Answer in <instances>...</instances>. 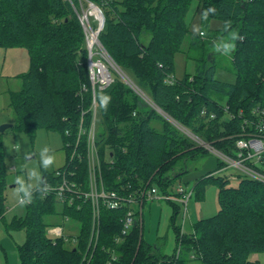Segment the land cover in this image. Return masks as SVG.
<instances>
[{
  "label": "trees",
  "instance_id": "16d2710c",
  "mask_svg": "<svg viewBox=\"0 0 264 264\" xmlns=\"http://www.w3.org/2000/svg\"><path fill=\"white\" fill-rule=\"evenodd\" d=\"M194 1L0 0V48L24 47L30 59L21 90L11 94L17 115L14 127L32 137L39 129L58 131L65 140V131L77 128L83 112L86 123L91 120L89 52L80 16L96 5L105 18L99 39L116 65L172 120L226 151L233 141L222 138L238 130L239 120L233 129L221 122L223 105H230L236 113L244 109L247 114L256 106L264 108V0H197L203 11L216 9L209 18L224 23L231 20L232 29L237 28L242 37L235 42L233 53L236 81L217 80L214 65L206 62L195 74L168 85L167 75L175 74V54L182 51L189 33L186 18ZM146 34L151 36L148 45L143 40ZM100 92L111 96L107 111L98 104L97 144L106 189L129 193L156 185L162 193L171 194L174 182L189 171L187 159L208 151L148 105L117 74L97 95ZM212 112L218 118L208 120ZM177 165L183 171L170 175ZM209 182L219 188L220 210L200 219L183 236L177 226L181 208L168 201L174 208L171 227L178 246L172 255L159 245L161 238L155 242L145 239L139 215L130 234L116 243L125 210H103L98 240L90 246V205L81 210L62 208L59 213L53 195L37 193L25 216L7 222L6 229L27 234V240L16 246L20 264H107L113 251L119 256L113 264H256L252 255L264 253V184L245 179L231 187L223 178L207 176L194 185L199 198ZM7 185V167L0 154L1 219ZM53 215L79 222L77 243L47 236L45 219ZM86 254L92 256L89 261H84Z\"/></svg>",
  "mask_w": 264,
  "mask_h": 264
},
{
  "label": "rangeland",
  "instance_id": "374dc122",
  "mask_svg": "<svg viewBox=\"0 0 264 264\" xmlns=\"http://www.w3.org/2000/svg\"><path fill=\"white\" fill-rule=\"evenodd\" d=\"M198 3L197 0L192 3L186 18L189 33L182 45V51L175 54V76L177 79H180L186 74L193 75L199 65L201 66L208 62L209 65H214V76L217 80L233 84L236 81L233 54L231 56L220 55L214 52L212 47L214 41L226 35L225 31L223 32L222 30L225 23L222 20L209 17L206 21L202 20L201 14L203 10L199 7ZM96 7V5H91L89 9L84 10V13L89 16L91 26L95 30L100 25V19L98 17L99 12ZM195 29H200L205 35L196 34ZM233 30L238 32L237 28ZM150 39V35L146 34L143 36L146 45L149 44ZM214 61L215 63H213ZM29 69L30 59L26 48H0V126L3 124L13 125L4 132H0V154H2L7 167L8 183L5 189L4 217L2 219L0 217V264H20L16 246L17 244H23L27 240L25 230L8 231L6 229L7 222L12 223L15 217L21 218L27 213V207L20 208L17 206L13 194V189L15 187L13 181L15 176L22 174L20 169L24 165H27V167L38 166V153L40 149L46 145L54 150L56 163L47 171L41 169L43 178L64 166L67 157L65 140L60 132L39 129L36 131L34 137H32L29 133L14 127L17 123V115L12 108L11 94L21 90L22 76L26 74ZM114 74L121 77L116 71ZM125 74L131 79L127 73ZM122 79L124 80V78ZM130 88L151 106L140 93L135 91L133 87L130 86ZM154 125L157 128H161L158 123H154ZM187 166L189 172L174 182L172 186L173 191H175L180 184L189 189H193L197 180H201L207 177L209 173L216 171L219 164L217 156L212 152H199L196 158L187 159ZM183 168L184 167H180V165L175 166L170 172V175L173 176L181 173ZM159 190L160 193L163 192L161 187H159ZM178 205L181 211L178 215L177 226L180 228L183 224L184 208L180 203H178ZM219 205V188L217 184L209 182L206 185L203 197L199 198L197 194H195L189 202L188 208L191 220L189 219L186 223V231L190 229L191 223L196 224L201 218L206 219L215 216L219 211ZM173 209V205L168 201L147 200L145 202L141 224L144 229L145 239L150 242H155L157 237L161 238L159 240V245H161L164 252L169 255H172L178 248L177 234L175 229L171 227ZM57 210L61 213L62 207L57 206ZM45 222L48 224L46 230L47 236L52 239L58 237L62 228L64 234L71 238L77 237L80 233L79 222L72 219L64 220L61 216L53 215L46 217ZM180 235L183 236L184 234L180 232ZM251 259L255 261L256 264H264V253L254 254ZM189 264H198V262L192 261Z\"/></svg>",
  "mask_w": 264,
  "mask_h": 264
},
{
  "label": "built area",
  "instance_id": "2783aa9c",
  "mask_svg": "<svg viewBox=\"0 0 264 264\" xmlns=\"http://www.w3.org/2000/svg\"><path fill=\"white\" fill-rule=\"evenodd\" d=\"M99 19L100 25L95 30L91 26L89 16L86 13L80 16L89 52L88 69L93 93V101L88 111L91 112V120L86 123V112H83L77 128L74 131L68 129L70 134H65V148L69 153L66 157V162L64 166L53 173L50 179H46L47 183L52 186V190L47 196H55L58 205L62 208L76 207L81 210L85 205H90L92 216L90 246L93 241L98 240L101 216L104 209L112 211L125 210L122 218V231L115 240L116 243H121L135 227L138 215L142 224V215L147 200L180 203L184 208L183 224L181 226V232L184 234L187 227L186 223L190 219L189 202L195 194L194 189H189L182 184L175 191L172 190L171 194L160 193L156 185L129 193L106 189L103 179L102 160L97 144L99 119L97 92L106 89L115 81V71L124 78L129 86L140 93L153 108L177 125L199 147L217 156L219 167L208 176L223 178L228 181L231 187H238L245 179L264 184V108L256 106L252 109L251 114H247L244 109H240L236 113L232 111L230 105L224 104L222 109L224 114L221 122L228 123L233 129L234 124L239 120V125H236L238 130L232 132L226 138H222V140L233 141L232 145L226 146V151L215 147L213 143L203 140L167 116L132 79L117 67L100 42L99 35L104 26L101 14ZM165 81H167L168 85H174L177 82V78L175 74H168ZM202 115L206 116L207 111L203 110ZM217 118L218 114L212 112L209 114L208 120ZM109 162L113 163L114 161L109 159ZM83 167L85 170L82 169ZM69 219L68 216H64V220ZM60 237L74 244L78 240L77 237L66 236L63 228L57 238ZM90 258L92 256L86 254L84 261H89ZM118 259L119 256L113 251L107 264H113Z\"/></svg>",
  "mask_w": 264,
  "mask_h": 264
},
{
  "label": "clouds",
  "instance_id": "9594fccd",
  "mask_svg": "<svg viewBox=\"0 0 264 264\" xmlns=\"http://www.w3.org/2000/svg\"><path fill=\"white\" fill-rule=\"evenodd\" d=\"M215 13L216 9L214 7H209L202 12L201 19L206 21L210 15H214ZM224 30L226 35L214 41L212 47L214 52L220 55L231 56L236 50L235 42L241 40L242 37L239 32L232 29L231 20L225 21ZM195 33L204 35L200 29H195ZM165 82L167 83V81ZM97 101L99 107L107 111L111 104V96L104 92H100L97 95ZM65 134H70V131L66 130ZM55 163L56 156L54 150L46 145L42 147L38 153V166L27 167V165H24L21 167L20 171L22 174L16 175L13 181L15 185L13 194L18 207L25 208L32 204L37 193L41 196H47L52 190V186L43 178L41 169L47 171L52 168Z\"/></svg>",
  "mask_w": 264,
  "mask_h": 264
},
{
  "label": "water",
  "instance_id": "95a60500",
  "mask_svg": "<svg viewBox=\"0 0 264 264\" xmlns=\"http://www.w3.org/2000/svg\"><path fill=\"white\" fill-rule=\"evenodd\" d=\"M96 9L100 12V14L102 16V20L104 22V16L102 14V11L98 7H96ZM12 126L13 125H11V124H3V125H1L0 126V132H4L5 130H7L8 128H11Z\"/></svg>",
  "mask_w": 264,
  "mask_h": 264
},
{
  "label": "crops",
  "instance_id": "0c3cea01",
  "mask_svg": "<svg viewBox=\"0 0 264 264\" xmlns=\"http://www.w3.org/2000/svg\"><path fill=\"white\" fill-rule=\"evenodd\" d=\"M189 172V171H188ZM182 179V178H181ZM196 194V193H195ZM194 194V195H195ZM219 210H220V205H219ZM201 219H205V218H201ZM190 220H191V215H190ZM190 222V221H189ZM193 224L191 223L190 226H192ZM189 230V229H188ZM158 238V237H157ZM167 254V253H166Z\"/></svg>",
  "mask_w": 264,
  "mask_h": 264
}]
</instances>
